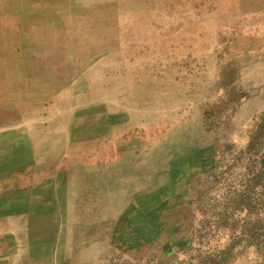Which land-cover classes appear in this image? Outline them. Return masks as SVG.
I'll return each instance as SVG.
<instances>
[{"label":"rangeland","instance_id":"1","mask_svg":"<svg viewBox=\"0 0 264 264\" xmlns=\"http://www.w3.org/2000/svg\"><path fill=\"white\" fill-rule=\"evenodd\" d=\"M0 61V264H264V0H0Z\"/></svg>","mask_w":264,"mask_h":264},{"label":"crops","instance_id":"2","mask_svg":"<svg viewBox=\"0 0 264 264\" xmlns=\"http://www.w3.org/2000/svg\"><path fill=\"white\" fill-rule=\"evenodd\" d=\"M4 66H5V64H4ZM3 70L5 71V69H3V63L0 61V75H1ZM1 80L2 79L0 78V87H1L2 84L6 85V83L3 80H2V84H1ZM20 110H21V107H19L18 111H20ZM14 111H16V112H12V114L15 117L16 114L18 113V111L16 109H14ZM1 114H2V116H0V119H3V121L0 122V135L4 134L9 127H10V129H14V126H15L14 121H10V122L6 121L7 113L4 112V110H0V115ZM4 166H6L5 162H4ZM14 166H16V165L14 164Z\"/></svg>","mask_w":264,"mask_h":264}]
</instances>
